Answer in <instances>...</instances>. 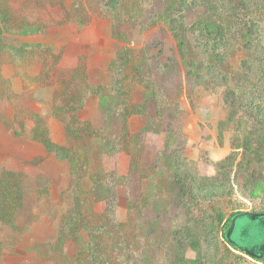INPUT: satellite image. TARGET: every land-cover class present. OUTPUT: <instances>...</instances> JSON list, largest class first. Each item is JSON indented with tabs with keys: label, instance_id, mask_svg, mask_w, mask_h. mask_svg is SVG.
<instances>
[{
	"label": "rangeland",
	"instance_id": "374dc122",
	"mask_svg": "<svg viewBox=\"0 0 264 264\" xmlns=\"http://www.w3.org/2000/svg\"><path fill=\"white\" fill-rule=\"evenodd\" d=\"M82 1L77 16L92 19L83 31L102 19L111 40L84 57L92 82L107 87L95 90L101 100L81 87L76 117L98 124L100 102L141 104L144 116L130 119L141 168L112 188L115 212V202L78 205L79 183L92 181L81 177L85 157L63 153L61 161L46 148L48 137L68 143L67 122L40 100L53 93L39 59L30 66L24 49L0 45V264H264L229 243L219 222L264 212V0ZM75 27L20 39L44 42L37 54L62 68L70 34L83 32ZM103 163L131 172L124 150ZM73 205L81 213L74 224ZM251 224L236 235L250 247L264 242V228ZM63 226L75 228L74 242L56 241Z\"/></svg>",
	"mask_w": 264,
	"mask_h": 264
},
{
	"label": "trees",
	"instance_id": "16d2710c",
	"mask_svg": "<svg viewBox=\"0 0 264 264\" xmlns=\"http://www.w3.org/2000/svg\"><path fill=\"white\" fill-rule=\"evenodd\" d=\"M82 3V0H21L20 7H15L13 0H0V45H5V42L12 41L17 45L16 48H18V50L24 49L27 52L26 56L31 62L29 64L30 66L31 64L34 65L32 61L36 58L39 59L40 63L38 64L41 66L40 73L42 77L45 78L44 86L50 87L53 93L51 101H48L50 103L46 102L45 99L40 100L44 105H49V109L54 115L59 112L62 117L61 121L67 122L66 133L68 143L66 145L58 144L48 137L46 139V148L48 150L51 148L49 152H55L61 161L67 160L63 153L77 154L80 158L85 157V159H83L84 163H81V170H84L82 171L84 173H82L81 177L89 178L92 181V185L89 189L84 188L82 181L79 183L81 197L75 198L78 205L82 203L86 204L84 210L89 211L91 209V211H94L97 203L115 202V212L118 207L120 208V205L116 203L117 198L110 197L115 195L112 188H118L120 185L124 186L127 181L133 177V173L139 171L141 168V163H139L140 156L138 157V153L141 151V144L136 138V134L138 135L139 131L132 133L130 119L133 115L144 116L143 107L141 104L137 105V103H123L122 105L118 104L115 110L111 107L103 109L106 104L100 102L99 107L103 111V114H101L103 116L101 123L97 124L89 120L85 122L80 121L76 117L77 109L81 106V104H76L78 102L76 98L79 89L84 87L87 89V93H90V95H97L101 100L100 94L95 90L106 88L107 85H99L92 82L91 73L87 69V64L85 62L86 58H81L79 62L82 63H79L73 68H59L56 64H51L50 56L37 54L42 51L43 47L47 46L44 42L30 43L20 39L21 36L26 35L41 33L47 35L51 28L66 27L70 24L76 25L75 28L77 29L75 31L77 33L83 31V29L92 22V19L89 18L88 15H85V19L84 17L77 16L79 13H83L84 5ZM10 36H14V38ZM66 46V42L62 43L61 46L58 47V51L61 53L64 52ZM33 49L39 51H33ZM120 49L122 50V48ZM12 50L13 49L10 48L9 51ZM60 52L59 54H61ZM59 54L53 55L52 57L57 59L60 57ZM8 61L12 62V60L9 59H7V61L4 60V62ZM52 61L55 60L53 59ZM110 67L113 68L112 66ZM51 69H54L56 73L53 74ZM112 87H108V90H111ZM89 89L93 91L90 92ZM125 89V87L119 88L122 94L125 93ZM165 102L163 101L162 105H164ZM160 106L159 103L156 104V107ZM105 110L106 114L104 112ZM122 150L131 156V172L127 176H120L116 170H107L103 163V158L106 154H115ZM69 165L71 166L70 163ZM118 180H121L122 183H118ZM72 182L68 190L63 192V195H67L74 190ZM111 183L113 185H111ZM137 185L138 192L141 193V174L137 179ZM139 202H141V200L137 201L135 206H132L133 204L127 205L125 209L133 211L139 206ZM73 206V214L70 218L71 222L74 224L78 221L81 213L78 212V206ZM75 209L77 211L76 213L74 212ZM237 215L241 216L236 218L234 228L231 234L227 236V232L233 222L232 220ZM248 221L252 222L250 226H258L259 228L262 226L263 229L264 212L255 213L243 211L234 213L227 219L223 216L219 217L221 227L223 231H225V239L229 243L235 248L244 251L249 256L260 260L264 259V255L260 258L250 253L256 252L261 244L256 245L254 243V246L250 247L241 243L239 237H236V235L238 236L241 234L242 230L247 226L246 222ZM66 223L67 222H65V224ZM75 234V228L63 226L59 228L56 241L63 240L65 242H74L76 240Z\"/></svg>",
	"mask_w": 264,
	"mask_h": 264
},
{
	"label": "crops",
	"instance_id": "0c3cea01",
	"mask_svg": "<svg viewBox=\"0 0 264 264\" xmlns=\"http://www.w3.org/2000/svg\"><path fill=\"white\" fill-rule=\"evenodd\" d=\"M108 26L109 23L107 21L99 19L94 21L83 32L70 34L68 47L63 55L64 60H67L69 64L62 68H73L80 58L89 57L90 51L97 48L101 42L111 40L107 36L109 34L107 32ZM100 27L103 29V32H99Z\"/></svg>",
	"mask_w": 264,
	"mask_h": 264
},
{
	"label": "water",
	"instance_id": "95a60500",
	"mask_svg": "<svg viewBox=\"0 0 264 264\" xmlns=\"http://www.w3.org/2000/svg\"><path fill=\"white\" fill-rule=\"evenodd\" d=\"M239 216H241V215H237V216H235V217L233 218V220H232L233 222H232V225H231V227L229 228V230H228V232H227V236H229V235L231 234V232H232V230H233V228H234L235 220H236V218L239 217ZM248 252H250V251H248ZM250 253H252V254H254V255H257V256H259L260 258L263 257V255H264V242L261 244V246L259 247V249H258L256 252H250Z\"/></svg>",
	"mask_w": 264,
	"mask_h": 264
},
{
	"label": "flooded vegetation",
	"instance_id": "af4514ba",
	"mask_svg": "<svg viewBox=\"0 0 264 264\" xmlns=\"http://www.w3.org/2000/svg\"><path fill=\"white\" fill-rule=\"evenodd\" d=\"M260 246V245H259ZM258 249H259V247H258Z\"/></svg>",
	"mask_w": 264,
	"mask_h": 264
}]
</instances>
